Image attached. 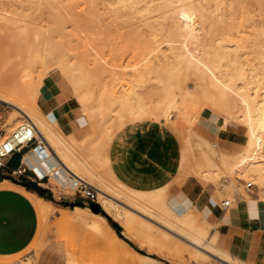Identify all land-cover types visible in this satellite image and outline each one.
Returning a JSON list of instances; mask_svg holds the SVG:
<instances>
[{
    "label": "bare ground",
    "instance_id": "1",
    "mask_svg": "<svg viewBox=\"0 0 264 264\" xmlns=\"http://www.w3.org/2000/svg\"><path fill=\"white\" fill-rule=\"evenodd\" d=\"M6 2L18 5L47 4L54 7L56 11L68 4H83L87 7L85 12L94 8L98 12L100 5L104 12L100 11L99 14L107 17L112 24L117 23V19L122 18L123 20L125 18L130 22L129 24L126 21L132 30L133 26L136 29H138L137 26L144 27L149 31L148 34L153 39V45L158 42L159 33L163 32L166 35L168 32L174 33L175 31L179 35H177L178 38L182 39V44L179 45L175 53L172 46L170 47L176 63L169 65L167 78H173V72L181 63L202 73V76L207 79V84L206 86L201 85V83L198 84L201 86L202 98H204L203 108H198L205 111L209 107H214V103H219L222 114L215 117V119H220L218 120L219 125L228 130H240L239 138L235 139L242 144L240 149L233 151L220 148L214 151L210 148L208 150L209 159L205 165L195 166L196 174L200 175L201 179L212 182H217L221 178H231L229 179L230 184L226 187L232 188L236 192L241 189V185L238 184L239 181H243L241 178H253V180L248 178L247 184L253 185L254 183L258 188L259 184L254 180H260L259 183L264 184V93L259 95L257 93L259 91L255 90L256 87L254 89L257 81L260 82L258 78L264 74L261 72L259 73L260 76L254 74V68L258 69L261 62L257 61L256 58L258 57H255L257 62L254 63V59L249 57L246 48L247 44L250 43L248 39L251 37L254 40L252 42L251 39L252 45L257 43L256 48L259 47L264 52V0H6ZM19 12L16 9L8 11L0 8V22L9 24L14 28L12 29L16 32L11 35V40L15 43L18 53L24 54L23 62L17 65L18 71L13 74L14 77L8 83L4 82L3 77L5 65L0 66V100L15 108L16 115L11 116L12 118L7 122L9 123V125L7 124L8 127H4L7 128L9 136L20 124L28 120L34 124L39 139L47 142L53 150V156L48 153L50 148L45 149L48 153L46 157L26 156L28 164L38 176L47 175L52 178L55 184L61 188L60 191H64L68 187L69 191L73 192L78 184L89 185L96 190L97 201L110 214L112 213L113 219H120L125 223L136 222L141 227H139L140 231L146 229L151 231L150 233H153V228L149 224L155 226V222L158 228H164L179 235L192 248L195 255L200 253L206 258L213 256L223 264H235L234 261L243 263L233 257L231 253L218 247L217 230L211 232L215 227L206 223L201 215L192 210V207L188 206V203L183 199L174 197L172 194L167 195V193H156L148 196L138 190L122 189L119 185V188L114 187V184L111 186L100 178L92 164L88 163V160L76 150V146L80 142L84 143L94 135L95 129L87 131L80 140L73 133L67 136L58 131V128L55 129V122L50 121L41 109L44 94L49 90L48 84L54 79L47 63L52 59L57 61L55 58L58 53H61L58 51L60 44L54 39L52 30L49 29L48 31L41 24L29 20L22 11L20 12L21 16L17 17V14L20 15ZM227 20L230 25L227 24ZM224 23L229 28L226 26L225 29H221ZM59 24L62 23L59 22ZM122 24L124 23L122 22ZM169 24L172 26H168ZM115 25L118 27L117 24ZM124 26L122 27L124 28ZM217 26L219 27L217 28ZM61 28L63 31L66 29L65 26ZM117 30L116 32L119 33L118 28ZM146 30L142 31L146 32ZM244 33L249 36L247 40L243 36L242 38L241 36L238 37L239 34ZM149 42L151 44V41ZM155 51L149 52L152 54L147 55V59L149 56L151 57L149 60L140 61L153 66V61L158 60L161 57L159 55L162 54L160 51ZM255 52L259 53L258 48ZM255 52L253 53L252 50V55L256 56ZM18 53L16 58L19 57ZM172 54L170 55L172 56ZM261 56L264 60V53ZM162 57L167 61L165 56ZM76 60L69 71L70 93L77 104L75 113L83 119L84 117L94 121L101 119L103 123L109 120V123L104 125V132L109 137L115 136L124 126L136 122L150 120L171 125L172 121L179 120L181 128L186 130L187 135L179 138L180 149L176 161H166V166L172 167L175 174L180 173L185 162L198 152L199 140L206 145L209 144L210 141L204 136L195 135L196 133L199 134L195 127L196 122L200 116H204L192 105V101L196 97L195 93L192 90L180 88L179 84H175L177 82L170 83L169 80H163V77L159 76L162 72L159 75L155 72V65L154 71L146 64L145 66L141 64L144 66L143 69V66L141 67L137 63L140 68H134V73L129 76V79H113V82L117 83V87L114 84L113 87L112 83L101 82L97 85L99 87L90 89L89 83L94 76L88 68L89 61L85 63L79 61L80 59ZM58 63L57 61L55 64ZM261 65L259 68L262 67ZM163 73L165 74V71ZM62 75L67 76V73ZM254 75L258 77V80L253 86L256 79ZM151 78L162 87L164 94H162L161 100L157 99L158 102L147 105L143 97L144 85ZM60 91L55 93L58 94ZM214 94H217V97ZM90 121L93 124L92 120ZM196 136L198 137L197 140L195 139ZM1 140L3 139L0 137ZM107 160V156L102 158L103 162ZM233 179H237L236 184ZM95 182L96 185H94ZM259 190L261 192V187ZM245 191L249 193L250 190L248 191L246 188ZM110 192L113 193V196L109 194ZM119 203H123L125 207ZM128 203L131 206H128ZM89 213L95 214L90 209ZM164 229L162 230L164 231ZM140 231L139 233H141ZM167 231L165 232L168 233ZM18 264L34 263L26 258Z\"/></svg>",
    "mask_w": 264,
    "mask_h": 264
},
{
    "label": "rangeland",
    "instance_id": "2",
    "mask_svg": "<svg viewBox=\"0 0 264 264\" xmlns=\"http://www.w3.org/2000/svg\"><path fill=\"white\" fill-rule=\"evenodd\" d=\"M0 8H4L8 11H14V9L19 10L20 12L22 11L28 16L29 20L31 19L47 28L48 31L50 29V31L52 30V32H54L52 35L54 39L60 44L58 51L61 53H58L55 58L59 62L58 64H55L57 61H54V59L49 60L47 63V66L51 70V74L53 75L54 79H56L55 81L52 79L53 81L48 84V88L52 89L53 92L58 90H67V92L72 97L73 95L70 93L71 79L69 76V71L77 61L76 59H80L79 61H83L85 63L89 61L88 68L91 70V74L94 76L89 83L90 89L99 87L97 85H99L101 82L107 84L112 83V85L114 84L115 87H117V83L113 82V79H129V76L134 73V68H140L138 65L141 67L143 66L141 64H144V62H141L140 60L145 61V59H147V55H152L150 53L155 51V49L158 47L155 52L160 51V53H162L161 55L158 54L161 56L159 57L160 61L159 59L153 61V66L147 65L146 63L145 64L148 67L150 66L152 69L155 65L154 69H156V71L154 69L153 70L158 75L162 72L159 76L163 77V80H169L170 83L177 82L175 84H179L178 86L180 88L189 89L195 93L196 97L192 101V105L201 113V115H204L200 116L196 122L195 127L199 134L196 133L195 135L205 137V134L210 133L209 139L215 140V142H209V144L206 145L204 142L199 140V150L194 154V156L190 157L185 162L183 170L179 173L182 176L176 177V175H174L171 180H167L163 184L154 188L146 189L150 190V194L167 193V195H169L171 192L175 194L176 190L179 189L184 182L191 180H196L202 185L199 180V178H201L200 175L196 174L195 172V166L205 165L206 161L209 159L208 150L210 148L214 149V151L222 148V145L217 141L218 137L234 141H236L235 139L239 138L240 130H228L223 128L218 123V120L220 119H215V117L222 114L219 103H214V107H209V110L206 109L204 111L199 109L203 108L204 102L201 98L197 100L198 96L202 97L201 86L198 84L201 83V85L204 86L207 84V79L205 76H202V73H199L193 67H189L184 63H181L177 65V69L173 72V78H167L169 75V65L176 63L175 57L172 54V49L175 53L177 52L179 45L182 44V39L178 38L179 35L175 31L174 33L171 32L172 34L168 32L169 37L168 34L165 35L163 32L159 33V39L157 38L158 42L155 43V46L152 44L154 42L153 39H151L152 37H150L148 34L149 31H147L144 27L137 26L138 29H136V27L133 26L132 30V27H129L130 22L125 18L123 20L122 18L117 19L118 22L115 24H117L118 27H116V25L112 24L109 19H107V17L103 15L101 16V14H99L104 12V9L100 5L98 6V12L95 10V8L89 9V12H85L87 7L83 4H68L56 11L54 7L47 4L18 5L3 0L0 2ZM20 12V15L17 14V17L21 16ZM24 13L23 15H25ZM126 21H128L129 24ZM59 22L63 25H60ZM122 22L124 24H122ZM225 23L221 26V29H225V27L228 26L227 24L230 25L228 20L227 24ZM64 26L66 29L63 31L61 27ZM122 26H124V28ZM168 26H170V24ZM235 26L237 25L235 24ZM126 27H128L129 31L126 29ZM218 27L219 26H217V28ZM12 28L13 27H11V25L0 22V66L5 65V69H3V77L4 82L6 83L10 82V80L14 77L13 74H16V71H18L17 65L21 64L24 59V54L20 52L18 53L15 43L11 40V35L16 32L13 30L14 28ZM117 28L120 31L119 33L116 32L118 31ZM226 28H229V26ZM142 30H146L147 33L143 32ZM240 36L241 38L243 36L246 38V40L247 37L249 38V36L245 33L238 35V37ZM251 39L253 40L251 37L248 39V41L250 40V43ZM149 41H151V44ZM252 42H254V40ZM249 44H247L246 47L249 57H252V60L254 59V63L260 61L262 64L261 65L259 63V66H262L261 68H259V66L258 69H256V67L254 68V74L260 76V72L264 74V60L261 56V54L264 52L261 51L259 47H257L259 53L255 52L257 51V43H253V45L251 43L250 47ZM171 46L172 49L170 48ZM252 50L253 53L255 52L256 56L252 55ZM17 53L19 56L18 58H16ZM170 54H172V56ZM259 54L261 57L257 56ZM162 56H165L167 61ZM255 57H258L256 58L257 61H255ZM150 58L151 57L149 56L147 60ZM161 65L165 69H163ZM144 66L142 67L143 69ZM131 69H133V71H131ZM261 69L263 70L261 71ZM13 70L15 73H13ZM162 70L165 71V74ZM66 73L67 76L62 75ZM255 75L254 78L256 79L254 80L253 86L255 85V81L258 79L260 82L258 83L257 81L259 85L257 87L256 83L254 89L256 87L255 90L259 91L257 93L262 95V93H264V75L260 76L261 79L260 77H255ZM152 79L153 78L148 80L149 82H146L144 85L143 97L147 105H153V103L158 102L157 99L161 100L163 97L162 94H164L162 87H160L159 84L157 85ZM154 87L157 88L154 89ZM214 96L217 97V94H214ZM72 99L75 102L74 97ZM14 110L15 108L11 104L0 100V137L2 139L9 136V134H7V128L4 127H8L9 123L7 122L10 118H12L11 116L16 115ZM42 113L45 114L44 112ZM84 120L86 122L88 131L95 129L93 133L94 135L87 139L86 142H80L76 146V150H78L77 152H79L82 157L88 160V163L92 164L95 172H98V176L106 183L111 184V186L114 184V187H118L119 185V187L121 186L120 188L122 189L129 188L137 190V188L129 186L117 179L112 173L110 168L109 150L114 136H110V138L109 135H106L104 132V125L106 123L108 124L109 120H106L107 122L103 123L101 122V119H96V121H94L93 119L89 118V120H92L93 124L91 121L89 122L87 117H84ZM98 120L100 121L98 122ZM54 124L55 129H57V123L55 122ZM162 124L168 126L177 135L178 139L180 136L184 137L187 135V133H185L186 130L181 128V122L177 119L172 121L170 123L171 125H167L165 123ZM89 127H92V129ZM57 130L60 131L59 128ZM213 131H215L217 134H215ZM197 136L195 138L196 140L198 139ZM237 149H240V146H238ZM106 156L108 159L106 161L107 163L102 161V158H105ZM95 159L97 160L95 161ZM248 178L253 180L251 177H247V179L241 178L243 181H239L238 183L241 185V189L237 192L232 188L226 187V185L230 184L229 179L231 178H221L216 182L217 184H212L210 187L214 189V198L218 202L219 206H222V202L224 200H229L232 202V204H234L235 201L240 200L253 206L258 204L262 219L264 220V202L261 201V199L264 200V184L259 183L260 180H254V182L259 184V188L253 183L249 193H247L245 191V185L247 182H249ZM233 182L236 184L237 179H233ZM94 185H96V182ZM49 187L54 190L55 197L57 199L61 198V192H63L64 196H71L75 191L74 188L73 192H70L68 187H66L64 191H60L61 188L58 187L55 182L52 184L50 183ZM260 187L261 192L259 190ZM0 188H13L25 194L34 204L38 214V228L36 236L32 240L31 244L24 251L18 254L0 256V264H18L26 258L30 259V261H32L34 264H69L70 261H73L74 264H223L221 261H219V259L213 256L211 258H206L200 253L195 255L192 248L187 244V242H185V240L179 237V235L169 232L161 227L164 229L163 231L156 226L157 224L155 222V226L147 222L153 228V230H155H152L153 233H150L151 231L149 232V230L147 231L146 229L140 231L139 229L141 227L136 222L125 223L120 219H113L112 213L110 214L109 211L98 201L95 203L100 206L101 212L90 214L89 204H87L85 201H79L81 204L80 206L77 203L78 199L72 201L70 204H66V206H58L50 201L40 198L33 192L25 190L23 187L13 185L9 180L6 179H4L3 183L0 185ZM94 191L97 195L95 189ZM109 194L113 196L112 192ZM215 194L219 196V199H216ZM124 201L127 202L126 200ZM123 203L119 204L125 207ZM129 205L131 206L130 203H128V206ZM102 212H104V214H102ZM134 217L136 218V216ZM155 220L158 222L157 219ZM115 225L119 226L120 229L118 230L115 228ZM139 231L141 233H139ZM157 231L158 233H156ZM212 231L213 230H211V232ZM234 263L243 264L244 262L240 263L238 261H234Z\"/></svg>",
    "mask_w": 264,
    "mask_h": 264
},
{
    "label": "crops",
    "instance_id": "3",
    "mask_svg": "<svg viewBox=\"0 0 264 264\" xmlns=\"http://www.w3.org/2000/svg\"><path fill=\"white\" fill-rule=\"evenodd\" d=\"M60 92L56 94L52 89L47 90L41 110L50 121L57 123L64 135L73 133L80 140L88 131L86 122L75 113L77 105L67 90ZM200 98L204 102V99L198 96V99ZM209 135L210 133L205 134V138L215 142L209 139ZM38 141L28 144L21 152L5 159V167L0 169V185L6 179L46 201L66 206L78 197L74 194L64 196L61 192V198L57 199L54 190L49 187L54 180L47 175L39 177L28 164L26 156L35 155L41 158L46 157L48 153L53 156V150L48 143ZM217 141L225 150L237 151L238 146H241L239 142L225 138L218 137ZM45 149H49L48 153ZM179 149L177 135L162 123L146 120L128 124L113 138L109 150L110 168L117 179L151 196L156 193L150 194V190L146 189L159 186L171 180L174 175L182 176L175 174L172 167L166 166V161H176ZM39 152H42L41 155ZM24 180L34 183L35 187L28 189L30 186H24ZM199 180L203 186L196 180L186 181L175 194H170L183 199L206 223L215 227L213 231L217 230V245L223 251L247 264H264V220L258 204L253 206L240 200L223 208L218 205L214 198V189L210 187L217 183L201 178ZM36 188L42 189V192L39 193ZM215 197L219 199V196ZM261 201L264 202L263 199ZM37 228L38 214L32 201L18 190L0 188V256L24 251L36 236ZM70 263L74 264L73 261Z\"/></svg>",
    "mask_w": 264,
    "mask_h": 264
},
{
    "label": "built area",
    "instance_id": "4",
    "mask_svg": "<svg viewBox=\"0 0 264 264\" xmlns=\"http://www.w3.org/2000/svg\"><path fill=\"white\" fill-rule=\"evenodd\" d=\"M42 142L39 139L36 128L31 121L25 120L20 124L11 136H7L0 141V169L5 167V159L9 158L13 154L21 152L28 144L32 142ZM50 178L49 176H47ZM45 177V178H47ZM252 184H247L246 188L249 191ZM78 197V201H85L87 204L90 202H97V195L88 185L78 184L75 186L73 193ZM232 204L229 200H224L222 206L228 207Z\"/></svg>",
    "mask_w": 264,
    "mask_h": 264
},
{
    "label": "water",
    "instance_id": "5",
    "mask_svg": "<svg viewBox=\"0 0 264 264\" xmlns=\"http://www.w3.org/2000/svg\"><path fill=\"white\" fill-rule=\"evenodd\" d=\"M23 185H24V186L35 187V184H34V183H29V182H27L26 180L23 181ZM36 190H37L39 193L42 192V189H40V188H36ZM77 203H78L79 206L81 205L79 201H78ZM89 207H90L91 211L94 212V213L101 212V210H100V206H99L97 203L90 202V203H89ZM102 214H104V212H102ZM116 228H117L118 230L120 229L119 226H116ZM118 234H119V231H118Z\"/></svg>",
    "mask_w": 264,
    "mask_h": 264
},
{
    "label": "trees",
    "instance_id": "6",
    "mask_svg": "<svg viewBox=\"0 0 264 264\" xmlns=\"http://www.w3.org/2000/svg\"><path fill=\"white\" fill-rule=\"evenodd\" d=\"M28 189H32L31 187H28ZM115 228H116V225H115Z\"/></svg>",
    "mask_w": 264,
    "mask_h": 264
}]
</instances>
